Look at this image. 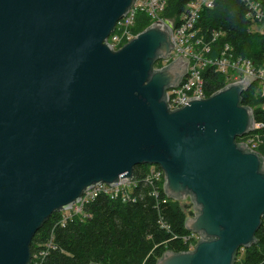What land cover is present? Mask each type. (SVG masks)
Here are the masks:
<instances>
[{
	"label": "water",
	"instance_id": "1",
	"mask_svg": "<svg viewBox=\"0 0 264 264\" xmlns=\"http://www.w3.org/2000/svg\"><path fill=\"white\" fill-rule=\"evenodd\" d=\"M135 0H0V264H30L53 213L95 187L129 182L136 166L164 172L163 190L189 199L192 251L156 264H234L264 216V158L238 138L254 129L232 82L171 110L168 90L188 61L156 21L119 50L107 43Z\"/></svg>",
	"mask_w": 264,
	"mask_h": 264
},
{
	"label": "trees",
	"instance_id": "2",
	"mask_svg": "<svg viewBox=\"0 0 264 264\" xmlns=\"http://www.w3.org/2000/svg\"><path fill=\"white\" fill-rule=\"evenodd\" d=\"M192 1L166 0L161 15L177 22ZM253 1L264 10V0ZM249 10L245 0H215L213 8L204 9L199 14L195 28L199 29L200 35L223 34L213 44L211 56H217L221 46L230 44L235 56L251 60L256 65L262 63L264 35L251 31L253 23L246 17ZM150 23L147 15L139 13L133 34L137 35ZM203 78L209 95L226 84L225 76L215 74L209 68L203 72ZM241 99L243 106L254 110V120L264 123V110L256 107L262 99L256 95L254 84ZM258 153L264 158V136ZM149 166L134 167L131 179L136 186L134 200L129 203L111 201L100 194L84 207L81 215L74 216L64 227L57 225L59 213H53L33 237L32 257L45 247L39 245L46 244L51 237L56 249L48 251L43 264H156L167 251H188V244L182 237L193 234L185 227L186 218L193 214L190 211L192 205L180 206V201L167 197L163 190L162 169L157 197L153 196L146 181L150 177ZM255 240L250 247L238 250L234 264H264V216ZM241 249L244 256L239 260Z\"/></svg>",
	"mask_w": 264,
	"mask_h": 264
},
{
	"label": "built area",
	"instance_id": "3",
	"mask_svg": "<svg viewBox=\"0 0 264 264\" xmlns=\"http://www.w3.org/2000/svg\"><path fill=\"white\" fill-rule=\"evenodd\" d=\"M214 2L215 0H193L186 6L180 19L175 22L174 20L164 19L161 15L166 7V0H135L128 14L117 22L107 43L116 51L121 49L131 39L135 38L136 35L133 34L132 28L138 14L145 13L150 18L151 24L156 23V21L164 23L171 31V40L175 49L171 51L169 58L163 62L169 64L179 56H183L188 61L186 75L177 87L167 92L171 110L181 108L188 98L205 99L211 95L209 93L207 94L205 80L203 78V72L207 68L215 74L225 76V86L229 83L243 80L245 78L244 73L256 78L253 83L255 85V93L262 99L259 108L264 110V59L260 65H256L251 60L237 57L233 54V47L230 44H224L220 47L217 56H211L213 44L223 34L213 32L208 36L200 35L199 29L195 28L199 14L204 9L213 8ZM245 2L250 9L246 17L253 23L251 31L264 35V10L253 0H245ZM256 27L260 29L255 30ZM263 136L264 123L254 120L253 131L238 139L251 150L258 151L262 145ZM148 168L150 177L146 181L152 190V195L157 197V189L162 181L161 168L153 165ZM135 186L136 182L131 179L129 182H119L113 187L106 184L95 187L86 192L80 202L72 206L70 209L71 215L68 217L67 222L71 220L72 216L79 215L78 213L80 212L82 213L84 207L94 201L100 194L105 195L111 201H119L123 204L133 201V189ZM83 217L85 218L84 215ZM65 220H59L60 222L58 221L57 225L64 227ZM162 227L167 229L163 223ZM182 240L188 244V250H193L195 243H190L188 236L182 237ZM42 249L31 258L30 264H43L44 259L48 255V251L56 249L52 237L49 243Z\"/></svg>",
	"mask_w": 264,
	"mask_h": 264
},
{
	"label": "rangeland",
	"instance_id": "4",
	"mask_svg": "<svg viewBox=\"0 0 264 264\" xmlns=\"http://www.w3.org/2000/svg\"><path fill=\"white\" fill-rule=\"evenodd\" d=\"M143 14H145V13H143ZM146 15V14H145ZM151 24V23H150ZM134 26H135V24H134ZM134 26H133V28H134ZM132 28V29H133ZM260 28L259 27H256L255 28V30H259ZM172 62V61H171ZM170 62V63H171ZM165 64V66L166 65H168L167 63H164L163 61L161 62H158L157 64H156V66H155V68H161V67H163V65ZM260 64V63H259ZM256 107H260V103H259V105H257ZM255 109V108H254ZM253 112H254V110H253ZM260 122V121H259ZM262 139H263V137H262ZM238 142H240L239 141V139L237 140ZM260 148V147H259ZM256 152H258V151H256ZM116 202H118V201H116ZM179 204H180V206H191L190 205V201H189V199H187V200H183V201H180L179 202ZM190 211L193 213V208L192 207H190ZM81 213V212H80ZM80 213H78V214H80ZM74 214V213H73ZM71 215V212H70V209L69 210H63V211H61V212H59V216H58V219L57 220H62V219H66L65 221H66V223H65V225L67 224V220H68V217ZM191 216H193V214L191 215ZM74 216H72L71 217V219L73 218ZM59 221V222H60ZM58 224V223H57ZM166 229V228H165ZM198 237H197V235H195V234H190V235H188V239H189V241H190V243H195L196 244V242H197V239ZM50 241V240H49ZM49 241L48 242H46V244L44 243V244H42V245H39V246H44V245H47L48 243H49ZM187 244V243H186ZM190 251H192V250H190ZM244 256V251L241 249V251H240V256H239V260H241V258Z\"/></svg>",
	"mask_w": 264,
	"mask_h": 264
}]
</instances>
